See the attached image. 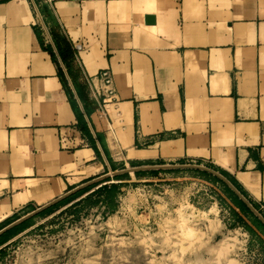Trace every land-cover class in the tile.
I'll use <instances>...</instances> for the list:
<instances>
[{
    "label": "crops",
    "instance_id": "0c3cea01",
    "mask_svg": "<svg viewBox=\"0 0 264 264\" xmlns=\"http://www.w3.org/2000/svg\"><path fill=\"white\" fill-rule=\"evenodd\" d=\"M102 70L115 99L105 122L85 81L101 104ZM164 165L212 169L263 214L264 0H0V255L32 226L5 241L3 233L70 194L116 170ZM142 172L139 181H190L187 200L200 210L216 203L197 255L211 258L225 236L240 242L239 264L250 242L264 247L227 198L201 206L216 177ZM159 221L145 224L157 230Z\"/></svg>",
    "mask_w": 264,
    "mask_h": 264
},
{
    "label": "rangeland",
    "instance_id": "374dc122",
    "mask_svg": "<svg viewBox=\"0 0 264 264\" xmlns=\"http://www.w3.org/2000/svg\"><path fill=\"white\" fill-rule=\"evenodd\" d=\"M98 113L105 122L104 114ZM156 179L139 181L130 174L127 182L120 184L114 213L103 204L89 208L82 204L76 211L68 207L49 217L35 218L32 228L1 253L0 264H239L233 255L239 241L234 247L212 253L215 241L209 247L211 258L196 254L209 243L201 223L218 219L216 203L205 213L187 200L197 189H192L190 181L172 185L175 182ZM217 180L218 185L205 186L202 207L209 196L219 206L228 204L221 190L224 183ZM155 216L160 217L157 230L155 225L145 224ZM214 229L211 226L210 230ZM247 247V254L241 255L243 264H264V247L259 241L255 239Z\"/></svg>",
    "mask_w": 264,
    "mask_h": 264
},
{
    "label": "trees",
    "instance_id": "16d2710c",
    "mask_svg": "<svg viewBox=\"0 0 264 264\" xmlns=\"http://www.w3.org/2000/svg\"><path fill=\"white\" fill-rule=\"evenodd\" d=\"M81 131L83 133L86 131V128L84 125H82ZM141 174H143V172H136L135 176L139 177ZM128 177H129L128 174L118 175V176H114L112 178H107V179H105V180H103L97 184H92V185L86 186V187L70 194L69 196L62 199L61 201H59V202L51 205L50 207L44 209L43 211H41V212L33 215L32 217L22 221L18 225L12 227L11 229H9L8 231H6L5 233L2 234V235H5V238L3 236L1 239L5 241V240H8L10 238V236H15L17 234H20L24 230H26V229H28L34 225V222H33L34 218L42 217L44 214L53 212L52 210H54V209L57 210L59 208V206L62 205L63 203L68 204L71 201H73V200L81 197L82 195L88 193L89 191H91L94 188H96V189L92 190L86 197H84V198L80 199L79 201H77L76 203L72 204L71 208L74 209V211H76V209L79 206H81L82 204H86V206L88 208L90 206H97L98 204H103L107 208L109 213H114L116 208H117L116 200H117V197L120 193V188H121L120 184H123V183H119V182L118 183H110V184H103V183L111 181V180L124 181V180H127ZM228 180L239 191L238 186L232 180H230V179H228ZM223 187H224L223 188L224 193H225L226 197L231 201V203L240 211V213L245 218L248 219V221L255 227V229L258 232H260L261 234L264 235V225L230 191V189L228 187H226L224 184H223ZM241 194L243 195V193H241ZM100 198H101V200H100ZM253 207L261 214V212L255 206H253ZM261 215H263V214H261ZM263 218H264V215H263ZM239 220H240L242 226L245 228L246 231H248L250 234H255V232L244 222L243 219H241L239 217Z\"/></svg>",
    "mask_w": 264,
    "mask_h": 264
},
{
    "label": "water",
    "instance_id": "95a60500",
    "mask_svg": "<svg viewBox=\"0 0 264 264\" xmlns=\"http://www.w3.org/2000/svg\"><path fill=\"white\" fill-rule=\"evenodd\" d=\"M177 168L198 169L201 171H205V172L211 174L212 176L216 177L221 182H223L230 189V191L249 209V211L264 225V218L262 217V215L243 197V195L230 183L229 180H227L224 176H222L218 172H216L212 169L203 167V166H199V165L139 166V167H131V168H124L121 170H116V171H113L112 173L107 174L105 176L114 177V176H118V175L136 173V172H142V171L162 170V169H177ZM105 176H103V177H105ZM60 198H62V197H59L57 200L53 201L52 203L58 201ZM52 203H50V204H52ZM32 214H34V213H32Z\"/></svg>",
    "mask_w": 264,
    "mask_h": 264
},
{
    "label": "built area",
    "instance_id": "2783aa9c",
    "mask_svg": "<svg viewBox=\"0 0 264 264\" xmlns=\"http://www.w3.org/2000/svg\"><path fill=\"white\" fill-rule=\"evenodd\" d=\"M99 79L102 81L103 85L106 87L105 95H103V99L101 101V104H99V99H100V93L99 90L96 88V86L92 83V79L89 77L85 78V81L87 83V86L89 88V92L91 97L93 98L94 101L98 104V110L99 112L103 113L105 116V107L104 105L112 103L114 99V91L111 89V84H112V79L111 75L108 70H102L100 71L98 75ZM262 213L264 214V208H261Z\"/></svg>",
    "mask_w": 264,
    "mask_h": 264
},
{
    "label": "bare ground",
    "instance_id": "6f19581e",
    "mask_svg": "<svg viewBox=\"0 0 264 264\" xmlns=\"http://www.w3.org/2000/svg\"><path fill=\"white\" fill-rule=\"evenodd\" d=\"M202 211L205 212V213H207V212L210 213L209 211H211V210L208 208L207 210L203 209ZM113 221H115V220H113ZM237 242H238V239L235 236H233V237L225 236L216 244V247H215L214 251L220 252V251L226 250V249H228L230 247H234L237 244Z\"/></svg>",
    "mask_w": 264,
    "mask_h": 264
}]
</instances>
